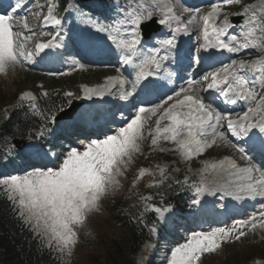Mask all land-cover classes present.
Returning <instances> with one entry per match:
<instances>
[{"label": "snow or ice", "instance_id": "obj_1", "mask_svg": "<svg viewBox=\"0 0 264 264\" xmlns=\"http://www.w3.org/2000/svg\"><path fill=\"white\" fill-rule=\"evenodd\" d=\"M192 35L194 45L183 40ZM253 52L255 59L236 58ZM88 57L114 59L115 74L76 91L44 90L38 97L22 90L0 117V140L9 143L4 163L19 158L25 165L0 176V197L38 250L58 264L71 260L80 231L124 190L140 157H174L138 167L127 189L129 220L151 237L176 225L182 210L173 201L185 191L193 193L187 203L193 217L226 212L229 199L264 202V0H210L207 10L186 0H111L105 12L84 0H10L0 10V75L58 63L70 65L68 72L48 75L64 76L83 69ZM40 97L49 100L43 109ZM109 97L113 107L104 106ZM17 112L26 131L19 122L3 131ZM218 148L230 152L201 159L197 180L176 177L181 169L174 165L191 171ZM145 177L151 178L145 188L155 191L133 193ZM217 194L220 208L206 207L201 197ZM257 230L264 239V210L191 231L167 264H204L224 244Z\"/></svg>", "mask_w": 264, "mask_h": 264}, {"label": "rangeland", "instance_id": "obj_2", "mask_svg": "<svg viewBox=\"0 0 264 264\" xmlns=\"http://www.w3.org/2000/svg\"><path fill=\"white\" fill-rule=\"evenodd\" d=\"M88 4L92 8H95L98 5L97 1H95V0L91 1ZM109 4L110 3H108L107 5H109ZM31 6H32V4L29 3V7H31ZM230 8H236V7L232 6ZM194 36L196 37V35H194ZM257 55H258V53L252 54V55L245 57L244 59L252 60V59H255ZM68 70H69V67H65V68H60L58 70L51 71V72H59V71L68 72ZM49 72H43V71H37V70H35V71L34 70L24 71V70L18 69L15 72V74L16 73L17 74L14 75L10 71L7 75L8 77L0 80V89L3 90V92H4L0 95H2V96L12 95L11 94V92H12L11 80L14 78H17V79H15V84L16 85L20 84L19 85L20 88L16 89V93L18 94L20 91H22L25 88H32V82L36 81V79H41L43 77H47L46 75H48ZM77 72H79L80 75H77L76 74ZM114 74H115V69L113 67H110V65L90 66L88 64H85V67L83 69L73 70L66 76H70V75L77 76L76 83L72 84L73 88L75 89L74 91H76V90H78V88L81 84L95 85L97 83H103L105 80V77L107 75H114ZM11 76H13V77H11ZM48 76H50V75H48ZM66 76H64V77H66ZM54 77H56V78H54ZM54 77H50V78L52 79V81H54V85L56 86V90H58V89L59 90L70 89V86L64 85L62 83L61 78H60L62 76H54ZM55 97H56L55 100L58 103L61 97H57V96H55ZM109 98H111V97H109ZM108 101H110V100H108ZM227 152H230V150L229 149H223V148L211 150L207 156L201 157L198 160L193 162L191 171H188V168L186 165L177 164L174 166L179 167L181 169V171H180L181 174H184L185 176L186 175L189 176V178L191 180H197L198 179L197 170L201 166V164H200L201 159H207V157L212 158V157L216 156L217 153L225 154ZM170 155L171 154L157 155V156L150 157L148 160H144L143 157L138 158L136 161V164L130 169V171L127 175V180L122 181L124 183V185L126 186L124 193H126L128 186H130L131 180L134 177L135 172H136L138 167L144 166V165L148 166V165L154 164L156 162H160V163L170 162L172 160L170 158ZM171 157H173V155H171ZM151 158L153 160H155V161H152V163L150 162ZM143 160H144V165H143ZM23 169H21V167H19L18 170L14 172V174L21 172ZM148 179H150V177H145L140 182V184H142L145 180H148ZM132 191H133V193H135V190H132ZM113 205H115V207H113ZM124 209H125L124 205L121 202L119 204V195H117L115 198L110 197L107 200V202L103 203L102 207H101V211L99 213L93 215V217H91L90 220L88 221L87 229L86 230L82 229L80 231L79 243L74 250V254H73L71 260H68L67 258H65V264H84L86 261V258L90 254H92V253L99 254L102 251V247H104V243L107 240L106 230L109 232L108 228L111 227L110 223L114 220L113 215L118 214L119 210H124ZM253 214H255V212ZM207 219H210V217L206 216V220ZM180 225H181V227L178 229L177 232H175L171 227H169V230L168 229L166 230L167 231V235H166L167 238L163 239L164 244H160V242H159L160 238L157 239L154 237L156 239V242L154 244L155 247L152 250H151V248H145V246H143L137 254L136 263L142 259L143 263H146V261H147L146 264H167L168 257L170 254L169 252L171 251V249L173 247H175L181 243H184L187 239L188 234L191 231L204 230L202 228H199V226L202 225V221L200 219H193L192 216L190 217L189 222L187 224L184 221H182V222L180 221ZM204 226H208V225L205 224ZM249 234H250V236H254V237L259 238V239L264 241V239L261 238V234H260L259 230H257L256 234H252V233H249ZM160 235L161 236H159V237L164 236L163 233H161ZM104 239H106V240L103 242V246H99L100 242ZM224 246H225V248H224L225 258H230L232 256V251H230V249H229V247H230L229 243H227V246L226 245H224ZM228 250H229V252H227ZM237 252L238 251H236V253ZM222 256H223V250L220 253L217 252L216 254L210 255L204 261V264H220V262L222 261ZM166 259H167V261H166Z\"/></svg>", "mask_w": 264, "mask_h": 264}, {"label": "trees", "instance_id": "obj_3", "mask_svg": "<svg viewBox=\"0 0 264 264\" xmlns=\"http://www.w3.org/2000/svg\"><path fill=\"white\" fill-rule=\"evenodd\" d=\"M1 105L2 103L0 104V117L3 115ZM23 121L24 115L17 112L12 116V121L5 126L3 131L11 130L12 123L17 122H19L21 130L26 131V125ZM28 123H31V120ZM16 137H19V134ZM8 152L9 148L3 140H0V167L5 165L4 161ZM176 177L183 179L182 175H176ZM144 185L145 182L139 184L138 189L133 190L141 193L155 191L154 189L145 188ZM125 189L126 186L119 194V204L121 202L125 209L119 210L118 214L113 215L114 220L110 223L109 232L106 230L107 240L104 239L99 244V246H103V242L106 240L102 251L99 254H90L84 264H135L136 253L151 238L147 229L141 230L140 226L129 220L130 214L134 211L130 207L133 200L126 199L127 191L124 193ZM182 194L175 197L173 202L180 203ZM6 208V201L3 197H0V264H58V261L53 258V254L47 250H38L36 242L31 240V233L26 230L21 233L17 223L9 217ZM232 245L229 248L232 251V256L225 258L224 252L220 264H248L249 260L259 255L264 257L263 246L258 245L253 239L241 240L238 245L234 243ZM242 246L245 253L243 257L235 250V248L239 249Z\"/></svg>", "mask_w": 264, "mask_h": 264}, {"label": "bare ground", "instance_id": "obj_4", "mask_svg": "<svg viewBox=\"0 0 264 264\" xmlns=\"http://www.w3.org/2000/svg\"><path fill=\"white\" fill-rule=\"evenodd\" d=\"M186 1H188V0H186ZM191 3H192V1H191ZM203 8H207L206 6H204ZM229 55V54H228ZM228 55H224V57H225V61H226V57L228 56ZM249 56V55H248ZM105 63H108V61H104ZM183 83V81H180V85ZM179 85V86H180ZM178 86V87H179ZM87 102V101H86ZM87 103H89V102H87ZM202 198V200L205 202V205H206V207H208V208H212V207H216L217 209H219L220 208V197H219V194H217L216 196H211V195H205V196H203V197H201ZM233 202H235V201H233V200H231V199H229L228 201H227V203H228V210L225 212V213H231V212H233L232 210H230V208H232V204H233ZM238 203H242V204H244L245 205V209H247L248 208V206H249V202H245V201H237ZM251 202H253L254 203V205H256V204H262V206L264 205V202H262V201H260V200H256V201H251ZM261 210H264V208H259V209H257L256 211H255V213H258L259 211H261ZM221 212H224V211H221ZM206 215H207V217H209V215H210V212H208V213H206ZM243 216L244 215H246V213H243L242 214ZM212 219L213 218H210V219H207V220H204L205 221V224L206 225H208V226H212V225H215V224H210V222L212 221Z\"/></svg>", "mask_w": 264, "mask_h": 264}]
</instances>
